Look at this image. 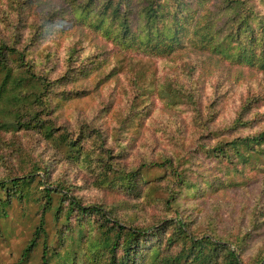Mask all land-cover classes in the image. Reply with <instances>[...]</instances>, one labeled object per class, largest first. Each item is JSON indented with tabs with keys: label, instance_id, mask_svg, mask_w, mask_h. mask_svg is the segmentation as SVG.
<instances>
[{
	"label": "trees",
	"instance_id": "16d2710c",
	"mask_svg": "<svg viewBox=\"0 0 264 264\" xmlns=\"http://www.w3.org/2000/svg\"><path fill=\"white\" fill-rule=\"evenodd\" d=\"M245 70L264 0H0V264H264V94L221 117Z\"/></svg>",
	"mask_w": 264,
	"mask_h": 264
},
{
	"label": "rangeland",
	"instance_id": "374dc122",
	"mask_svg": "<svg viewBox=\"0 0 264 264\" xmlns=\"http://www.w3.org/2000/svg\"><path fill=\"white\" fill-rule=\"evenodd\" d=\"M63 54V52H62ZM147 63L151 62L150 60H147L145 58L141 59V63ZM155 65V63H154ZM157 65L159 66V74H162L163 70V65L160 61L157 62ZM247 75L249 76L246 78V80L243 83L240 84H235L231 89H229L226 99L224 100L222 104V114L221 117L223 119H229L231 118L234 114L239 105L241 104L242 99L249 93V90L252 92H255L257 90L261 91L264 94V74L262 73H254L251 74L248 72V70H245ZM212 93V88L211 84L207 83L206 88L203 92L204 97L208 95H211ZM157 107H160V103L157 100L156 103ZM99 102L94 98V97H86L83 99H78L74 103L66 105L63 108V114H62V119L69 121V122H77L78 118H86L89 119L93 111L98 109ZM258 111L261 115H263L262 122L264 123V101L259 104L258 106ZM100 118L99 120L103 124V126H111L115 125V119L112 114H105L104 112L99 113ZM170 112L164 110L160 111L157 110L152 118L156 121H158V124H160L165 118L168 119L170 117ZM186 116L180 115V118H184ZM155 133V132H154ZM159 133H156L155 135H158ZM141 148H136V151H139ZM69 170V173L74 177V183H76L78 186V192L83 195L85 201H94L96 198V195L98 193L97 190H94V188L91 186L90 180H86V176H84L83 172L78 169V167H71L69 166L67 168V171ZM245 192V193H244ZM244 192H236L234 193V203L228 207L227 209H234L237 212V217L239 216V213L241 210H245V215L246 218L245 220L248 221L250 218V211L252 207V203L254 200V190L250 189ZM209 208V205H208ZM226 209V210H227ZM239 211V212H238ZM224 220L228 224H232L233 222V217L230 212H226L224 210ZM263 231V234L260 239L264 238V228L261 230ZM260 241V240H258ZM257 242H254L251 246L256 247ZM8 262L6 261L4 264H7Z\"/></svg>",
	"mask_w": 264,
	"mask_h": 264
}]
</instances>
